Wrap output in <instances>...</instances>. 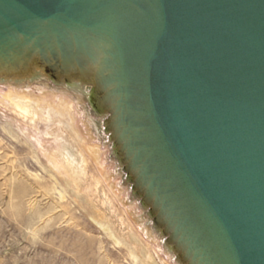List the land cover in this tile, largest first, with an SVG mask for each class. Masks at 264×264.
<instances>
[{
  "label": "water",
  "instance_id": "1",
  "mask_svg": "<svg viewBox=\"0 0 264 264\" xmlns=\"http://www.w3.org/2000/svg\"><path fill=\"white\" fill-rule=\"evenodd\" d=\"M0 106L168 264H264V0H0Z\"/></svg>",
  "mask_w": 264,
  "mask_h": 264
},
{
  "label": "rangeland",
  "instance_id": "2",
  "mask_svg": "<svg viewBox=\"0 0 264 264\" xmlns=\"http://www.w3.org/2000/svg\"><path fill=\"white\" fill-rule=\"evenodd\" d=\"M0 264H168L58 123L0 106Z\"/></svg>",
  "mask_w": 264,
  "mask_h": 264
}]
</instances>
